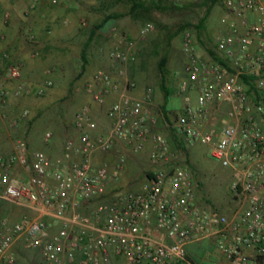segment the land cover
<instances>
[{
  "label": "built area",
  "instance_id": "2783aa9c",
  "mask_svg": "<svg viewBox=\"0 0 264 264\" xmlns=\"http://www.w3.org/2000/svg\"><path fill=\"white\" fill-rule=\"evenodd\" d=\"M37 5L34 0L30 10ZM225 7L227 28L215 39V56L201 57L192 31L183 34L180 93L195 94L197 101L169 126L180 146L207 145L226 169L229 210L203 205L193 169L174 164L152 92L130 95L136 85L126 68L136 60L137 45L114 28L112 69L98 70L86 85L99 107L117 94L107 124L86 104L76 114L75 137L58 157L31 151L25 141L0 155V200L24 210L16 222L0 221V264H16L20 243L38 251L44 264H196L188 247L207 239L222 256L218 264H264V0H226ZM153 30L147 24L140 37ZM6 60L0 52L1 75L18 85L13 91L0 87V110L11 96H43L52 88L48 80L34 91L22 80V65ZM28 116L25 110L21 118ZM52 138L46 133L47 143ZM147 151L152 168L145 183L114 191L128 159ZM112 153L116 161L97 162Z\"/></svg>",
  "mask_w": 264,
  "mask_h": 264
},
{
  "label": "rangeland",
  "instance_id": "374dc122",
  "mask_svg": "<svg viewBox=\"0 0 264 264\" xmlns=\"http://www.w3.org/2000/svg\"><path fill=\"white\" fill-rule=\"evenodd\" d=\"M33 1L0 0V45L16 43L17 33L13 27H23L18 34L27 49L22 59L4 48L0 52L7 53L10 62L22 65V80L34 91L48 80L53 86L43 96L32 94L8 99L5 108L0 110V155L11 154L18 141H25L31 151L48 150L50 156L58 157L66 142L75 137V117L86 104L99 108L100 116L96 120L106 124L109 100L102 107L97 106L88 95L86 85L98 70L112 69L108 53L115 45L112 31L115 28L119 34L136 42V60L126 68L136 85L132 95L142 98L152 92L158 127L170 142L174 164L193 169L197 194L203 205L229 210L231 178L226 169L210 157L207 145L180 146L177 135L169 126L188 102L196 104L197 101L195 94L180 93L182 81L177 73L183 72L185 64L183 34L191 30L199 55L208 59L215 51L217 35L227 28L223 23L226 0H184L181 3L143 0L144 7L135 12H131L132 0H61L58 5L38 0V5L30 10ZM210 8L205 28L199 31L196 27ZM6 13L11 15L7 21ZM113 14L123 16L109 22L106 27L111 28L106 33L96 36V43L93 40L86 53L85 63L83 50L91 30ZM147 24H152L154 30L141 38L140 30ZM186 26L189 27L183 30ZM165 56L168 58L165 79L169 97L161 87L159 69ZM16 85L17 82L5 80L0 71V87L13 91ZM25 110L29 111V116L22 119ZM48 132L53 135L50 143L45 141ZM116 159V153L99 155L97 162H114ZM151 168L148 151L130 157L114 191L139 189ZM17 175L21 177L22 171ZM23 214L24 210L0 200V221L16 222ZM15 256L16 264H44L38 251L28 250L21 243L15 247Z\"/></svg>",
  "mask_w": 264,
  "mask_h": 264
},
{
  "label": "crops",
  "instance_id": "0c3cea01",
  "mask_svg": "<svg viewBox=\"0 0 264 264\" xmlns=\"http://www.w3.org/2000/svg\"><path fill=\"white\" fill-rule=\"evenodd\" d=\"M107 25H109V24H107ZM21 28H23V27H13V31L17 33L16 34L17 35L16 43H14V44L12 43L13 45H7V43H5L6 45L5 44L0 45V50H2V48H4V51H11V54L13 56H16V58H18V59H22V57H24V55L26 54V51H27L22 40L19 38L18 33L21 31ZM110 28L111 27L105 26V27L99 29L100 32H98V30H97L96 36H100L99 35L100 33H103V34L106 33V31H108ZM92 30H94V29H92ZM95 38H94V42L97 41V40H95ZM95 47H96V45H95ZM132 92L134 93L135 91L134 90L130 91L131 96H133ZM136 93H138V92H136ZM116 99H117V94L112 95L109 98V104L111 105ZM99 116H100L99 108H94V117L98 118ZM106 124H107V118H106ZM155 235L158 239H161V236L157 232H155ZM188 250H189V253H190L192 260L196 264H218V263H220V261L222 259L220 252L215 248V244H214L213 239H207V240L202 241L200 243L191 244V245H189Z\"/></svg>",
  "mask_w": 264,
  "mask_h": 264
},
{
  "label": "trees",
  "instance_id": "16d2710c",
  "mask_svg": "<svg viewBox=\"0 0 264 264\" xmlns=\"http://www.w3.org/2000/svg\"><path fill=\"white\" fill-rule=\"evenodd\" d=\"M133 2V7H132V11L131 12H135L136 10L144 7V2L143 0H132ZM211 12V8L208 10L207 14L205 17H203L201 20H200V23L199 25L196 27L199 31L203 30L205 28V24H206V21H207V18L209 16ZM123 15L121 14H113V15H108L106 16L103 21H101V23L99 25H97L94 30H92L90 32V36H89V39L88 41L86 42L85 44V47H84V50H83V59L85 61V63L87 62V58H86V53L88 51V49L90 48L94 38L96 37V32L97 30L105 27L109 22L113 21V20H117L119 18H121ZM189 26H186V27H183L182 29L185 30L187 29ZM211 55L212 56H215V53L214 52H211ZM9 63V60H6L5 62V65H7ZM167 64H168V58L165 56L161 59L160 63H159V69H160V72L162 74V84H161V87L163 89V91L166 93V96L169 97L170 96V91L167 89V86H166V79H165V73H166V67H167ZM83 72L85 71V66L83 67ZM0 70H2L0 68ZM178 143H179V140H178ZM180 145V144H179ZM149 176H151V173H149Z\"/></svg>",
  "mask_w": 264,
  "mask_h": 264
}]
</instances>
